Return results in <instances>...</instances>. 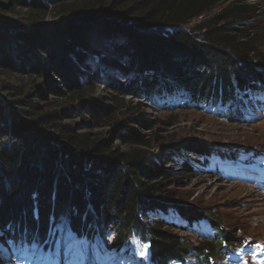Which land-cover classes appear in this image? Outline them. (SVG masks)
<instances>
[{"label": "trees", "instance_id": "1", "mask_svg": "<svg viewBox=\"0 0 264 264\" xmlns=\"http://www.w3.org/2000/svg\"><path fill=\"white\" fill-rule=\"evenodd\" d=\"M90 1L0 0V72L53 75L61 84L51 87L54 93L61 87L82 92L87 88H80L83 56L78 46L87 44L83 34L88 33L108 55L129 60V69L115 67V72L131 73L133 85L113 82L127 93L158 100L175 96L177 103H170L175 108H217L229 123L240 121L243 108L262 95L264 57L238 22L258 12L253 5L233 4L206 19L220 0H128L120 6L124 0H101L99 6ZM44 2L59 10L55 24L37 17L19 24L4 16L15 8L44 15ZM196 20L200 26L188 27ZM230 20L233 26H219ZM104 61L112 70V61ZM32 84L29 92H36ZM23 94L21 86L0 83V230L6 239L48 251L56 224L67 214V228L76 239L92 242L98 235L105 251L127 255L138 241L147 247L148 264H215L216 254L225 257L243 242L217 215L172 203L158 154L112 152L106 141H88L62 129L57 136L52 114L37 112L30 93L24 99ZM84 110L92 115L94 104L88 102ZM120 138L125 144H146L131 130ZM181 150L207 161L217 152L205 143L180 141L169 145L164 161L172 162ZM181 169L191 171L187 165ZM159 174L162 179L147 181ZM66 206L71 209L64 213ZM169 212L188 227L206 223L212 239L195 246L163 220H151L152 213ZM101 221L111 227L110 241Z\"/></svg>", "mask_w": 264, "mask_h": 264}, {"label": "rangeland", "instance_id": "2", "mask_svg": "<svg viewBox=\"0 0 264 264\" xmlns=\"http://www.w3.org/2000/svg\"><path fill=\"white\" fill-rule=\"evenodd\" d=\"M100 1L90 2L99 6ZM102 1L110 4L113 0ZM233 4H251L258 11L238 22L245 24L242 28L254 39L259 54L264 57V0H220L206 15V19L213 18ZM44 5V15H28L25 9L15 8L4 16L19 24L27 17L40 18L46 24L58 22L61 14L58 9H53L55 5L47 2ZM124 5L123 10L131 4ZM233 24L230 20L220 22L219 26ZM200 25L201 21L196 20L188 27ZM86 34H83L84 38L89 41L78 46L83 56L80 88L86 90L67 93L61 87L60 93H54L51 87H60L61 84L53 75L39 78L0 72V83L23 87L24 94L20 98L24 99L30 93L28 97L36 101V111L43 110L54 117V132L57 136L62 129L78 137L84 135L88 141H106L112 152L145 150L158 154L161 157L158 166L166 174V191L171 194L172 203L184 210L194 209L202 214L217 215L220 217L218 222L226 230L242 239L243 242L235 246L229 255L224 257L216 254L215 264H264V89L261 96L250 100L249 106L243 108V118L236 122L224 121L218 116L217 108L212 111L187 106L175 108V96L163 100L157 97L148 99L140 92L127 93L118 89L113 82L126 85L132 76L131 73L120 75L115 72V67L116 71L124 67L129 69L126 66L129 60L123 56L118 59L108 55L103 46L92 41V34ZM104 60L112 61L114 70L106 68ZM130 83L133 85L132 81ZM31 84L38 87L36 92H29L34 87ZM88 102L94 104L95 112L92 115L84 110ZM180 103H183L182 99ZM130 130L146 144H125L120 136ZM48 132L53 130L49 129ZM180 141L205 143L213 146L217 152L207 161L181 150L175 153L172 162H165L163 158L168 153L169 145ZM181 165L189 166L191 171L182 172ZM161 176L159 174L147 181L156 182L162 179ZM65 208L64 213L71 209L69 206ZM150 217L151 220L159 219L171 225L183 241L195 246L212 239L206 223L188 227L173 212L165 215L152 213ZM67 218V214L62 215L56 224L48 251H41L37 246L32 248L22 241L8 240L2 234L4 231L0 230V264H148L146 245L134 241L132 248L135 251L131 255L109 253L105 251L98 235L92 242L76 239L67 228ZM101 226L110 241V225L101 221ZM183 264L197 262L188 260Z\"/></svg>", "mask_w": 264, "mask_h": 264}, {"label": "bare ground", "instance_id": "3", "mask_svg": "<svg viewBox=\"0 0 264 264\" xmlns=\"http://www.w3.org/2000/svg\"><path fill=\"white\" fill-rule=\"evenodd\" d=\"M263 180H264V179H263ZM263 186H264V185H263ZM261 187H262V186H261ZM261 187H259V188H261ZM259 188H258V189H259ZM2 258L4 259V257H2ZM2 258H1V261L3 260ZM4 260H5V259H4Z\"/></svg>", "mask_w": 264, "mask_h": 264}]
</instances>
